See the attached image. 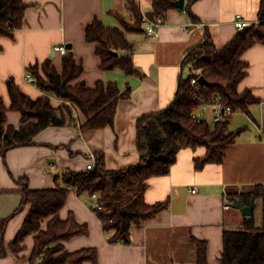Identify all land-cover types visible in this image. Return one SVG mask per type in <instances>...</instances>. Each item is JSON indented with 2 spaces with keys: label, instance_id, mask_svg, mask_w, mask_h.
I'll return each mask as SVG.
<instances>
[{
  "label": "crops",
  "instance_id": "1",
  "mask_svg": "<svg viewBox=\"0 0 264 264\" xmlns=\"http://www.w3.org/2000/svg\"><path fill=\"white\" fill-rule=\"evenodd\" d=\"M130 1L140 7L143 15L153 13L151 0H24L28 9L23 28L11 38L0 36V96L7 107L10 99L6 83L10 78L25 96L37 100L43 95L31 81H26L28 68L51 61L61 73L65 56L54 52L59 46L71 50L77 63L85 68L81 80L89 88L94 89L99 82H116L121 91L128 87L131 90L129 100L118 105L113 128L86 133L79 126L51 128L35 139L34 146L13 149L6 160L0 157V192H10L0 196V221L12 218L22 204L18 180L27 179L32 190H51L56 187V176L67 171L87 172V166L101 154L106 169L112 172L138 165L137 121L173 103L186 53L208 34L221 49L238 32L234 25L237 15L250 25L259 23L261 4V0H199L191 9L193 17L178 9L170 10L166 24L157 30L158 37L147 36L145 24L141 33H127L139 75H126L121 70L106 72L97 56V45L85 38L86 28L96 20L107 28L120 27V17L132 21ZM243 59L250 67L240 92L249 89L260 104L252 105L247 115H232L229 131L237 132V139L223 162L197 170L195 159L204 158L206 149L181 150L168 175L147 181L146 202H167L168 208L141 229L134 228L130 244L108 243L110 234L104 232L92 209L96 200L73 191L59 216L67 220L74 214L90 233L63 242L67 252L94 248L98 264H196L195 239L208 244L209 264H221L225 231L244 229L245 220L250 218L257 227H264L263 199H255L250 218L240 210L226 208L225 203L235 198L245 200L243 196L255 188L264 189V46L250 49ZM237 114L240 117L234 119ZM212 119L213 113L210 122ZM20 125L21 115L8 113L6 126ZM252 200L245 202L250 205ZM29 209L30 206L15 215L4 234L0 232V264H30L33 236L25 241L27 249L19 255L15 256L9 247Z\"/></svg>",
  "mask_w": 264,
  "mask_h": 264
},
{
  "label": "trees",
  "instance_id": "2",
  "mask_svg": "<svg viewBox=\"0 0 264 264\" xmlns=\"http://www.w3.org/2000/svg\"><path fill=\"white\" fill-rule=\"evenodd\" d=\"M151 1L153 13L148 17L156 20L166 18L170 10L177 9L175 4L180 0ZM184 1V11L189 14L199 2ZM260 3L259 23L237 32L224 47L217 48L208 34L186 53L173 103L159 113L144 115L137 121L138 165L112 172L106 169L105 157L101 154L96 157L93 171H67L58 175L55 177L56 187L51 190H32L27 179L17 181L22 187L18 192L22 204L12 218L0 221V232L4 234L15 215L30 206L27 219L9 246L15 256L26 250L24 243L33 236L30 264H98L96 249L70 253L63 245V242L90 233L88 226L79 224L74 214H70L67 220L59 216L73 191L92 199L97 196L92 209L104 232L110 234L108 243L130 244L134 228L141 229L147 221L168 208L167 202L155 205L146 202L147 181L168 175L181 150L206 149L204 158L195 159L197 170H202L206 164L223 162L227 150L237 139V132L229 131L232 116L210 123L205 119L197 121L194 114L203 105L213 107L219 104L224 109L233 110L232 115L236 112L247 115L252 105L260 104L249 89L240 92L250 67L243 59L245 54L255 46H264V0ZM27 9L24 0H0V36L11 38L21 30ZM128 9L132 21L120 17V27L107 28L96 20L87 26L85 38L88 43L97 45V56L104 71L121 70L126 75H139L133 64L127 33L143 31V14L134 1L129 2ZM28 69L31 83L43 95L33 100L22 93L13 78L7 81L9 107L0 96V157L4 160L13 149L34 146L35 139L51 128L79 126L82 133L113 128L120 101L131 97L130 88L121 91L116 82H99L94 89L89 88L81 80L85 68L77 63L71 50L62 61L61 73L51 61ZM202 77L208 85L200 84ZM10 112L21 115L20 127L6 126ZM5 194L10 192H0V196ZM243 197L247 202L264 200V189L255 188ZM244 224L242 230L225 231L221 264H264V227L258 228L253 218L246 219ZM193 241L196 244V264H209L208 244ZM2 254L3 251L0 256Z\"/></svg>",
  "mask_w": 264,
  "mask_h": 264
},
{
  "label": "built area",
  "instance_id": "3",
  "mask_svg": "<svg viewBox=\"0 0 264 264\" xmlns=\"http://www.w3.org/2000/svg\"><path fill=\"white\" fill-rule=\"evenodd\" d=\"M181 12L183 14L187 13L186 10L185 11L182 10ZM235 19H236V21H235L234 25H235V28L238 32H243L246 28H248L250 26V24L248 23L246 18H243L242 15H237ZM142 21H144V24L146 26V28H145L146 35L149 37H152V38L158 37L157 36V30L166 24L165 18H157L156 20H151L146 15H143ZM56 51L63 56L68 55V50L65 46L55 47L54 52H56ZM31 80H32L31 75L28 73L26 76V81L30 82ZM193 83L196 84L197 81H194ZM203 111L204 112L212 111V113H213L212 122L213 123H218V121H224V119L231 117L232 113H233V110L224 109L219 104H217L216 106H213V107L203 105V107H201L194 114V119H196L199 122L203 121L204 119L202 120V114H201V112H203ZM94 168H95V160H92L91 163L87 166L86 171H93ZM192 192L195 193L196 190H192ZM93 199H97V196L94 195ZM225 203H226V208H229V207H231L232 201L226 200ZM98 209L103 211V209L101 207H98Z\"/></svg>",
  "mask_w": 264,
  "mask_h": 264
},
{
  "label": "water",
  "instance_id": "4",
  "mask_svg": "<svg viewBox=\"0 0 264 264\" xmlns=\"http://www.w3.org/2000/svg\"><path fill=\"white\" fill-rule=\"evenodd\" d=\"M176 8L178 10H184L185 9V1L184 0H180L175 4ZM200 84L202 85H208L207 81L205 78H201L200 80ZM256 207V203H255V199H253L250 203V205H247L245 200L243 198H235L232 201L231 204V208L232 209H236V210H240L242 212V215L245 218H250L253 215V212L255 210Z\"/></svg>",
  "mask_w": 264,
  "mask_h": 264
},
{
  "label": "rangeland",
  "instance_id": "5",
  "mask_svg": "<svg viewBox=\"0 0 264 264\" xmlns=\"http://www.w3.org/2000/svg\"><path fill=\"white\" fill-rule=\"evenodd\" d=\"M200 114V113H199ZM201 114H202V120L203 119H205V120H207L208 122H210L211 121V117H212V111H206V112H201ZM234 117V116H233ZM238 117H240V114H237V115H235V118L234 119H237ZM211 123V122H210ZM258 228H260V227H258ZM26 249H27V247H26Z\"/></svg>",
  "mask_w": 264,
  "mask_h": 264
}]
</instances>
